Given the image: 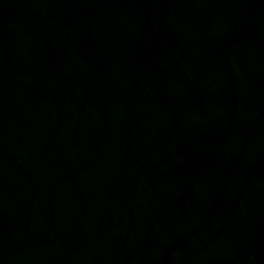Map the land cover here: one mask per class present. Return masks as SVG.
<instances>
[{
    "label": "water",
    "instance_id": "1",
    "mask_svg": "<svg viewBox=\"0 0 264 264\" xmlns=\"http://www.w3.org/2000/svg\"><path fill=\"white\" fill-rule=\"evenodd\" d=\"M0 264H264V0H0Z\"/></svg>",
    "mask_w": 264,
    "mask_h": 264
}]
</instances>
